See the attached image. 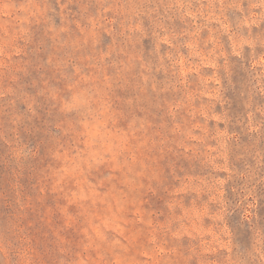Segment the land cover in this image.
I'll use <instances>...</instances> for the list:
<instances>
[{
  "label": "rangeland",
  "instance_id": "1",
  "mask_svg": "<svg viewBox=\"0 0 264 264\" xmlns=\"http://www.w3.org/2000/svg\"><path fill=\"white\" fill-rule=\"evenodd\" d=\"M0 264H264V0H0Z\"/></svg>",
  "mask_w": 264,
  "mask_h": 264
}]
</instances>
